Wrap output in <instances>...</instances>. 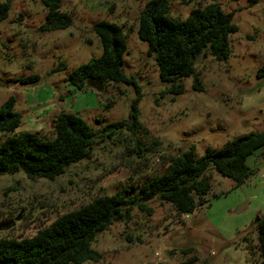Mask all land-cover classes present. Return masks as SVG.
Returning a JSON list of instances; mask_svg holds the SVG:
<instances>
[{"label": "rangeland", "instance_id": "rangeland-1", "mask_svg": "<svg viewBox=\"0 0 264 264\" xmlns=\"http://www.w3.org/2000/svg\"><path fill=\"white\" fill-rule=\"evenodd\" d=\"M148 1L62 0L73 24L45 31L47 10L41 0H11L0 24V104L16 97L23 118L15 132L52 136L54 117L63 111L79 114L95 130L129 120L138 96L133 84L79 90L66 80L76 67L102 55L101 42L90 30L98 21L114 22L125 31L123 70L140 87L144 129L98 138L89 158L55 180H31L23 171L0 174V223H9L0 229V239L33 236L59 215L121 187L137 193L140 183L161 173L171 156L192 144L196 156H202L209 146L221 148L237 136L264 131V77L258 76L264 65V0L252 6L247 0H216L235 14L239 30L230 36L232 52L226 61L211 54L199 57L204 88L195 89L189 76L178 95L164 92L158 64L137 33ZM170 1L172 16L185 18L213 0ZM61 60L67 68L53 72ZM35 75L38 81L28 80ZM9 135L0 133V145ZM249 162L255 173L241 186L214 169L206 173L211 190L192 213L179 214L159 200L149 202L151 215L134 208L129 221H116L96 236L92 247L101 259L80 264H260L256 225L264 215V146Z\"/></svg>", "mask_w": 264, "mask_h": 264}, {"label": "trees", "instance_id": "trees-1", "mask_svg": "<svg viewBox=\"0 0 264 264\" xmlns=\"http://www.w3.org/2000/svg\"><path fill=\"white\" fill-rule=\"evenodd\" d=\"M247 1L252 6L259 0ZM41 2L47 10L42 30H63L73 24L72 15L62 9V0ZM11 6V0L0 3V24L8 17ZM234 17V12L225 11L216 0L192 9L185 18L172 16L170 0H149L145 4L139 14L137 33L147 42L148 55L158 64L161 81L167 86L164 92L183 93V79L189 76H193L195 89L204 88L196 61L208 54L218 61L228 59L232 52L230 36L239 30ZM90 30L99 38L103 53L76 67L66 80L79 90L93 89L91 80H100L104 86L133 84L138 96L131 104L129 120L111 122L95 130L79 114L63 111L54 117L52 136L43 132L17 133L23 115L16 109V97L11 95L0 104V133L10 134L0 145V174L23 171L31 180H55L70 165L89 158L98 138L113 137L123 129L131 132L144 129L140 121V87L135 77L123 70L128 50L124 29L114 22L98 21ZM66 68V61L61 60L53 72ZM258 76L264 77V65L259 68ZM39 79L35 75L28 80ZM262 146L264 131L237 136L221 148L209 146L202 156H196L192 144L188 150L171 156L161 173L140 183L137 193L124 186L111 195L98 196L80 208L59 215L33 236L1 238L0 264L99 261L101 254L92 247L98 233L116 221H129L134 208L151 215L154 209L149 202L153 200L171 203L179 214L194 212L211 190L206 173L214 169L241 186L255 173L247 162L248 157ZM256 227L260 264H264V215Z\"/></svg>", "mask_w": 264, "mask_h": 264}, {"label": "water", "instance_id": "water-1", "mask_svg": "<svg viewBox=\"0 0 264 264\" xmlns=\"http://www.w3.org/2000/svg\"><path fill=\"white\" fill-rule=\"evenodd\" d=\"M89 83H90V85L92 87H94L97 90H102L103 89V83L100 80H91ZM245 206L246 205H242L241 207H239L238 212L243 211ZM259 220H260V218L258 219V221ZM8 224H9L8 222L7 223H0V229H3L5 227H7Z\"/></svg>", "mask_w": 264, "mask_h": 264}, {"label": "crops", "instance_id": "crops-1", "mask_svg": "<svg viewBox=\"0 0 264 264\" xmlns=\"http://www.w3.org/2000/svg\"><path fill=\"white\" fill-rule=\"evenodd\" d=\"M259 150V149H258ZM257 152V150L254 152V154ZM253 154V155H254ZM251 156V155H250ZM250 156L248 157V159H247V162H248V164L250 165V162H249V160H250ZM251 166V165H250Z\"/></svg>", "mask_w": 264, "mask_h": 264}]
</instances>
